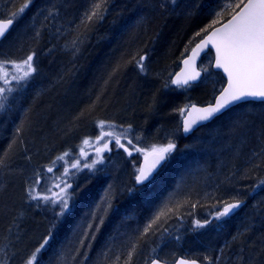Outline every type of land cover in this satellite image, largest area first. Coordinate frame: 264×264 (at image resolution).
Wrapping results in <instances>:
<instances>
[{
    "label": "trees",
    "instance_id": "16d2710c",
    "mask_svg": "<svg viewBox=\"0 0 264 264\" xmlns=\"http://www.w3.org/2000/svg\"><path fill=\"white\" fill-rule=\"evenodd\" d=\"M162 2L109 0L103 19L94 18L85 26L81 19L92 0H33L16 20L4 41L9 42L12 54L25 57L35 52L37 73L19 92L12 122L0 124V158L4 161L0 166V261L25 264L48 236L55 212L50 204L37 206V201H30L27 190L37 174L41 177L40 188L51 185L53 178L68 168L74 174L67 177L72 184L69 192H76L72 213L52 229V239L38 255L37 264H57L61 252L76 245V225L109 184L117 193L113 210L82 264H109L118 254L123 260L131 243L165 204L174 211L162 218L158 231L139 238L132 264H146L155 257L169 262L179 256L195 257L204 264H209L206 256L212 264H237L240 255L245 259L255 255L257 264H264V255L259 254L264 245V203L252 205L255 194H264V186L256 187L264 178V160L252 155L259 151L258 140L250 137L236 156L221 150L223 144L215 147L193 142L194 136L205 134L212 124L220 127L227 113L264 103L239 104L184 137L178 130L182 122L179 109L190 102L212 101L224 79L211 65L208 74L218 76L220 89L204 81L206 73L201 82L186 90L165 87L190 49L211 28L208 32L201 30L234 0H176V4L168 3L163 9L159 7ZM24 3L0 0V18H7ZM229 17L225 9L214 27ZM197 32L201 36H196ZM77 39L78 51L74 52L72 41ZM140 55L147 56V73L136 67L133 57L139 59ZM252 119L255 129L264 126L263 114ZM99 121L116 125L117 131L131 125L129 138L138 147L166 144L170 139L176 143L175 152L150 187L132 195L121 191L134 186V170L141 165L143 155L133 151L128 156L114 144L110 145V153L105 152L106 161L114 157L121 163L125 170L120 175L110 171L102 176L100 167L94 174L86 168L78 172L71 168L81 147L87 156V160L80 158L81 165L95 158V147L82 141L89 139L96 144V135L101 132ZM207 147H215V151ZM65 152L69 156L57 160ZM254 163L262 165L261 171L255 172ZM49 166L54 168L53 173L46 171ZM233 197L243 200V207L231 216L214 219L222 202H232ZM177 203L181 205L178 209ZM252 206L256 211L250 210L245 216V210ZM242 216L244 221L238 222ZM196 220L212 222L198 229ZM81 260L77 257L74 264H81Z\"/></svg>",
    "mask_w": 264,
    "mask_h": 264
},
{
    "label": "snow or ice",
    "instance_id": "6c2138e0",
    "mask_svg": "<svg viewBox=\"0 0 264 264\" xmlns=\"http://www.w3.org/2000/svg\"><path fill=\"white\" fill-rule=\"evenodd\" d=\"M33 0H25V3L17 11L11 12L8 17L0 18V41L4 40L10 27L13 23L22 17L25 10L31 5ZM109 0H92L91 7L83 13L81 24L87 26L94 18L103 19V13L107 11ZM168 3L176 4V0H164L160 3V8H165ZM225 9L228 10L230 18L227 23L221 27L215 28L214 25L220 22V18L224 14ZM52 15V12H49ZM213 29L208 32V29ZM202 32H208L199 43L191 51V55L183 60L184 69L175 77L165 83V87L175 86L177 89H188L193 86V83L198 81L202 72H207L208 68H196L195 61L200 52L211 46L215 50L214 61L210 62L212 67L220 69L226 74L227 87L220 90L219 96L214 103L208 106L198 108L196 105L186 106L179 109L183 120L181 127L185 134L191 133L195 126L202 124L205 121L213 118L217 113L230 107L233 104H238L242 101L259 100L264 103V0H234V2L225 5L220 12L216 13V19L212 21ZM39 36V33H37ZM196 36H201V32H197ZM80 41H72V50L78 51V43ZM191 43V41H190ZM35 52L27 55L21 61L16 60H0V113L5 112L11 107L9 101L13 93L25 87L27 82L37 73V67L34 64ZM136 67L141 73H147L148 69L145 65L146 55H140L139 59H135ZM198 113L195 119L192 118V113ZM98 127L101 132L96 138L95 143L98 145L95 148V158L90 163L81 165L80 159H76L71 163V168L76 169L77 172L88 169L90 173L97 171L96 166L104 163V152H111L113 149L110 145L114 144L116 149H123L128 156H132L133 151L143 155V163L141 166L135 167L134 186L127 187L121 191H126L129 195L137 191H143L150 187L158 178L159 171L167 165V162L175 152L177 145L173 140H168L166 144H152L148 147H138L133 143V139L129 138L131 125L127 130L117 131V126L114 124H106L105 121H99ZM109 130L105 131V128ZM19 131V129H17ZM233 138L239 140L240 146L246 144L250 137L255 136L259 142V151H254V157L264 160V126L259 129L253 128V124L248 119L238 120L230 130ZM105 137L108 139L105 140ZM137 140L140 137H136ZM104 141L100 145V141ZM83 145H89L90 140L82 141ZM238 151V150H237ZM69 156L65 152L62 156H58L57 160L63 161L65 157ZM80 156L87 160L84 148L80 149ZM4 163L0 158V166ZM53 164L56 162L53 161ZM135 164V162H133ZM261 164L254 163L252 168H259ZM48 173H53L52 166L47 167ZM74 175L70 173L68 168L59 177H54V182L44 189L38 191L41 183V177L37 174L34 183L28 188V198L30 201H37V206L40 203L50 204L55 212V218L51 223L48 236H46L42 243L31 253L25 260V264H37L38 255L49 244L52 239V229H55L58 223L66 221L72 213L73 204L71 203L76 192H69L72 184L68 182L67 177ZM264 186V178H261L256 187ZM55 189V190H54ZM116 191L112 184L107 186L103 196L95 203L94 207L85 214L84 219L76 225L74 234L76 235V245L68 251H62L57 264H74L77 257H82L83 261L88 260V250L91 249V244L96 240V235L104 226L109 213L113 210V200L116 198ZM244 204V201L232 198V202H222V207L215 213L214 219L228 217L239 209ZM181 205L177 203L178 209ZM195 207V205H193ZM58 209V210H57ZM173 208H169L165 204L164 208L158 211L152 220L144 227L140 233L142 238L149 232L159 230V225L162 218H167ZM211 220L195 221L196 228H204L211 224ZM157 226V227H154ZM165 232L167 229L164 230ZM132 242L129 246L124 259L121 255H116L109 264H132L133 256L137 253L139 243ZM175 239L179 241L180 237ZM236 240V237H233ZM110 251V249H109ZM243 253V248H241ZM260 255H264V245L260 247ZM106 255V253H105ZM205 260L212 264L210 257H204ZM0 264H6L0 261ZM146 264H168L167 260L163 262L159 257L151 258ZM173 264H199L198 258L191 256H179L173 260ZM237 264H257L255 255L249 256L247 259L243 255L237 257Z\"/></svg>",
    "mask_w": 264,
    "mask_h": 264
},
{
    "label": "rangeland",
    "instance_id": "374dc122",
    "mask_svg": "<svg viewBox=\"0 0 264 264\" xmlns=\"http://www.w3.org/2000/svg\"><path fill=\"white\" fill-rule=\"evenodd\" d=\"M9 46H10V44H9L8 41H3L2 43H0V60H8V59H10V60L21 61L22 59L26 58V56L25 57L20 56L19 58L11 57L10 56L11 54H10V51H9L10 50ZM203 59L204 60H202V62H201V67H206V68L211 67V63L210 62L213 61V56L207 54ZM34 64L36 66L35 60H34ZM205 73L208 74L209 71L204 72V74ZM204 81L205 82H209V83L211 82L214 87H216V85H217L219 87V89L221 87V85L218 84V82H219L218 76L217 75H212L211 72H210V74H208L207 79L204 80ZM28 82H27V84H28ZM27 84H26V86H27ZM25 87H22L19 91L13 93V96H12V98H10V101H9L11 107L8 108L5 112L0 113V124L1 125H6V124L8 125V124H10L12 122V118L11 117H12L13 111L15 110L16 106L18 105V102L15 105V102H16L15 100L16 99L18 100L19 92ZM191 103H194V102H190V103H188V105L191 104ZM14 105H15V107H14ZM188 105H186V106H188ZM259 114H263L264 115V106H259L258 107V106H253V105H246V106L237 108L232 113L229 112V113H227L225 115L224 119L221 121L222 125L220 127H218L217 123L212 124L210 127H207L205 129V132H204L205 134L198 133L196 136H194L193 142H196L198 145H200L202 143H209L208 145H212V146L213 145L215 146L216 144L217 145L218 144H223V145H225V147L224 148H220L221 150H223V151L225 150V153L235 154V156H236L237 152L239 154V151L241 152V150L244 148V146L247 143L244 144L243 146H240L239 140L236 139V138H233L231 136L230 130L232 129L233 125L238 120H242V119L250 120L252 122L253 128L255 130V127H257V126L255 125L254 119H252V118H253V116H258ZM99 135H100V133L97 134L96 136L98 137ZM101 142L102 141L99 142L100 145L103 144ZM87 146H93V147L96 148L98 145L97 144H92L90 142V144L87 145ZM215 147L213 149L211 147H207V149L208 150L210 149V152H212V150L215 151ZM103 155H104V163L103 164H98V165H100V169H99V174L100 175L105 176L107 174H110V171L112 173H114V174H119V175L121 173H123L122 169L123 170H125V169L123 168L124 166L121 163H118L116 160H114V161H111V160L110 161H106L107 154L104 152ZM80 158H81V156H75L73 159L76 160V159H80ZM80 162H82V161H80ZM97 166H96V168H98ZM259 171H261L260 167L259 168H255V172H259ZM49 186H50V184L49 185L46 184V186L41 185L40 188L38 189V191H43L44 189H46ZM253 200H255L254 204H252L254 206L255 205L258 206L260 201H261V203L262 202L264 203V194L263 195H259V194L256 195L255 194V197H254ZM250 210H251V212H253L255 210V207L252 206V208H247L245 210V212H244L245 216L248 215L247 213H249ZM243 218L244 217L242 216L237 221L239 222V221L243 220ZM245 218L248 219L247 217H245ZM255 224L256 223H251V226H254ZM212 230L214 231L215 229L213 228ZM212 234L215 236L216 232H212Z\"/></svg>",
    "mask_w": 264,
    "mask_h": 264
},
{
    "label": "water",
    "instance_id": "95a60500",
    "mask_svg": "<svg viewBox=\"0 0 264 264\" xmlns=\"http://www.w3.org/2000/svg\"><path fill=\"white\" fill-rule=\"evenodd\" d=\"M229 18H230V17H229ZM229 18H228V19H229ZM5 19H6V18H5ZM228 19L225 20V21H223V22L220 23L219 25L215 26V28L221 27L223 24L227 23ZM14 24H15V22H14L13 25L10 27L9 32H8L7 34H9V33L11 32V30H12L13 27H14ZM212 30H213V29H211L209 32H211ZM207 34H208V33H207ZM207 34H205V36H206ZM203 37H204V36H203ZM203 37H202V38H203ZM202 38H201V39H202ZM201 39H200V40H201ZM200 40H198V41L194 44V46L190 49L189 53L187 54V56H186L184 59H187V58L191 55V51H192V49L195 47V45H196L197 43L200 42ZM0 42H1V41H0ZM208 53H211V54L213 55V61H214L215 50H214L211 46H209V47L206 48L204 51L200 52L199 55H198L197 58H196L195 65H196V68H197L198 70L201 68V61H202L203 57H204L205 55H207ZM184 59H183V60H184ZM183 60L181 61V64H180V66H179V69H178V70L174 73V75L172 76V79L175 77L176 74L180 73V72L182 71V69H184L185 66L183 65ZM212 69H213L214 71H216V72H219V73L222 75V77L224 78V81H225V82H224V85H223L222 88L227 87V83H226V79H227V77H226V74H224L223 71L220 70V69H216V68H214V67H212ZM203 76H204V72L201 73V77H200V79H199L198 81L194 82L193 85L198 84V83L202 80ZM173 86H174V85H173ZM219 94H220V91L216 94V96L214 97V99H213L211 102L204 103V104H202V103H192V104H190V105H193V104H194V105H196L198 108L206 107V106H208L210 103H214L215 99L219 96ZM250 101L261 102V101H259V100H250ZM245 102H249V101H242V102H239L238 104H233V105H231L230 107H228V108L222 110L220 113H217V114H216L213 118H211L210 120L205 121V122H203L202 124H199V125L195 126L194 129H193V131H192L191 133H187V134H185V133L182 131L183 136H184V137H189V136L193 135V134H194L197 130H199L201 127H203V126H205V125L211 123L213 120H215L217 117L223 115V114H224L225 112H227L229 109H231V108H233V107H235V106H237V105H239V104L245 103ZM190 105H189V106H190ZM197 115H198V113L193 112V113H192V118L195 119V118L197 117ZM182 120H183V117H182ZM142 163H143V161H142ZM158 171H159V170H158ZM243 205H244V204H243ZM243 205H242V206H243ZM242 206H241V207H242ZM241 207H240V208H241ZM240 208H239V209H240ZM237 210H238V209H237ZM237 210H235V212H236ZM162 262H163V261H162ZM198 262H199V264H204L202 261H199V260H198ZM168 264H173V262L168 263Z\"/></svg>",
    "mask_w": 264,
    "mask_h": 264
},
{
    "label": "bare ground",
    "instance_id": "6f19581e",
    "mask_svg": "<svg viewBox=\"0 0 264 264\" xmlns=\"http://www.w3.org/2000/svg\"><path fill=\"white\" fill-rule=\"evenodd\" d=\"M15 25H16V21H15V24H14L13 29L15 28ZM13 29H12V30H13ZM12 30H11V31H12ZM10 33H11V32H10ZM10 33L6 35V37H5L4 40L7 39V37L10 35ZM4 40H2L0 43H2ZM10 54H11L10 56L13 57V58H19L20 56H22V55L12 54L11 52H10ZM22 57H24V56H22ZM173 75H174V74H173ZM106 139H107V138H105V140H106ZM101 143H104V141L102 140ZM113 158H114V157L111 158V161H114ZM109 161H110V160H109ZM142 161H143V159L141 160V165H142ZM141 165H140V166H141ZM97 167H100V165H98ZM160 170H161V169H160ZM160 170H159V171H160ZM134 173H135V170H134ZM109 177H111V176H109ZM242 207H243V206H242ZM238 210H239V209H238ZM235 213H236V212H234L233 214H235ZM233 214H231V215H233ZM231 215H230V216H231ZM161 261H163V260H161ZM171 262H173V261H169L168 263H171Z\"/></svg>",
    "mask_w": 264,
    "mask_h": 264
}]
</instances>
